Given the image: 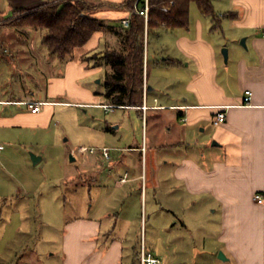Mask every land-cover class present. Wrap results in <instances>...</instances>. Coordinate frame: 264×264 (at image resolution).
<instances>
[{
    "label": "crops",
    "instance_id": "crops-1",
    "mask_svg": "<svg viewBox=\"0 0 264 264\" xmlns=\"http://www.w3.org/2000/svg\"><path fill=\"white\" fill-rule=\"evenodd\" d=\"M87 1L97 5L119 4L125 0ZM217 2H221L222 9L217 16L230 15L223 17L218 26L214 21L198 20L185 29L171 32L158 29L146 36L147 58H150V39H160L162 32L168 35L167 56L159 62L161 52L153 50L152 58L156 69L169 67L172 74L168 80L173 81L174 87L150 85L146 76L150 65H146L145 104L149 109L137 110L145 123L144 145L112 150L114 157L124 150L140 152L143 170L140 178L144 179L142 205H145L143 192L150 188L153 202L161 212L157 217L163 214L169 217L170 227L168 224L163 225L164 229L158 228V240L147 248L162 264H264V207L254 201V195L264 191V0H212L214 7ZM12 5L14 10L16 2ZM37 7L40 6H21ZM130 16L124 10L104 8L92 18L113 23ZM106 39L104 33H96L85 47L75 50L72 61L61 62L62 77L48 80L46 100L0 98V161L7 141L2 133L14 137L21 130H48L52 126L55 111L49 99L69 92L80 101L78 105L89 106L88 101L94 97L82 88L88 86L80 82L93 71L90 62H83V58L94 54L103 57L111 49ZM224 50H227V60ZM177 73L182 77L175 76ZM165 89L167 94L162 93ZM247 90L252 92L251 106H243ZM28 101L48 104L41 113L32 114L24 104ZM221 108L226 109L227 120L216 127L213 119ZM149 131L153 145L151 156ZM160 151L165 153L161 158ZM94 156V166L100 175L106 164L100 160V153ZM115 159L106 169L117 178L115 190H121L130 180L139 177L131 179V172L123 167L121 158ZM94 174H90L94 179L92 186L99 182ZM114 201L119 206L125 203L122 197ZM197 208L201 210L200 216L204 215L199 223L201 248L218 249L216 254L204 250L192 256L189 251L183 234L193 232L198 225L194 219L199 216L193 212L188 217L186 213ZM115 211V206L107 211L105 217L109 224L106 226L102 218L77 219L68 224L62 239V264H140L141 249H126L124 241L115 236L121 217ZM181 211L183 216L179 214ZM161 232L168 234L166 248L160 245ZM220 253L225 255V261L219 259ZM203 254L208 255L199 261Z\"/></svg>",
    "mask_w": 264,
    "mask_h": 264
},
{
    "label": "rangeland",
    "instance_id": "rangeland-1",
    "mask_svg": "<svg viewBox=\"0 0 264 264\" xmlns=\"http://www.w3.org/2000/svg\"><path fill=\"white\" fill-rule=\"evenodd\" d=\"M50 1L54 0H0V98L46 100L48 80L62 77L64 66L42 45L43 32L12 25L16 20V16H12L13 2L20 9L21 6L33 8ZM220 3L217 2L216 7L213 5L216 15L222 10ZM198 20L213 22L212 16L203 15L197 4L192 3L190 23L195 24ZM160 35V39H150V58L146 63L150 66L149 70L146 69V76L150 85L174 87L173 81L168 80L172 74L169 67L162 66L158 70L154 66L153 50L162 53H159V62L167 54L168 35L163 32ZM106 37L111 49H121L118 38ZM90 70L93 73L80 82L88 86L82 88L89 90L94 97L88 101L89 106L78 105L80 101L67 91L65 95L49 99L53 102L55 116L48 130H21L14 137L2 133L7 141H4L6 150L0 161L1 264H62V239L66 226L77 219L91 218L105 219L103 224L106 226L109 221L105 216L111 206H115L121 215L115 236L124 241L126 249H140L143 243L150 249L158 240L157 231L170 222L167 214L157 217L161 212L153 202L150 188L143 192L145 205H142L144 179L140 178L143 172L140 152L124 150L115 157L113 155V158H121L123 167L131 172V179L139 177L130 180L121 190H115L117 178L110 175L107 164L103 165V172L98 175L96 157L79 153L81 147L99 149L107 146L116 150L142 148L144 145L145 123L140 112L134 109L106 112L103 109L104 98L99 95L105 92V78L109 69L106 66L97 67L95 61L91 60ZM178 75L182 77V74H175ZM71 88L72 92H76ZM29 91H33V94ZM167 92V89L162 91L163 94ZM78 96L84 99L83 95ZM169 113H166L167 116ZM197 133L200 135V131ZM150 139L149 131V156L153 150ZM164 154V151H160V158ZM32 155L43 160L34 165ZM71 156L75 162H71ZM151 166L149 157V179ZM90 174L99 179L97 185L92 186L94 179ZM120 197L125 201L122 206L114 203ZM193 212L199 216L194 219L198 225L195 224L192 233L183 234L191 255L204 250L216 254L218 249L201 248L203 240L200 238L199 223L204 215L202 213L200 216L201 210L197 208L196 211L188 210L186 216L190 217ZM179 214L183 216L184 211ZM161 236L163 241L160 245L166 248L168 234L164 232ZM205 255L208 254L199 257V261H204Z\"/></svg>",
    "mask_w": 264,
    "mask_h": 264
},
{
    "label": "trees",
    "instance_id": "trees-1",
    "mask_svg": "<svg viewBox=\"0 0 264 264\" xmlns=\"http://www.w3.org/2000/svg\"><path fill=\"white\" fill-rule=\"evenodd\" d=\"M135 1L96 5L87 0H54L34 9L12 10V16H16L12 25L43 32L42 45L64 63L72 61L75 50L85 47L96 33L118 38L121 49H107L101 58V54L88 55L83 62L92 60L97 67L106 66L109 69L105 78V92L99 95L104 98V105L139 110L144 105L145 86L148 87L145 84L149 46L146 36L158 29L173 31L188 28L192 3L197 4L203 15L212 16L215 26L223 17L230 15L217 16L212 0H153L146 31L144 20L134 13ZM104 8L129 12L130 27L125 29L121 21L107 23L92 18L94 13Z\"/></svg>",
    "mask_w": 264,
    "mask_h": 264
},
{
    "label": "built area",
    "instance_id": "built-area-1",
    "mask_svg": "<svg viewBox=\"0 0 264 264\" xmlns=\"http://www.w3.org/2000/svg\"><path fill=\"white\" fill-rule=\"evenodd\" d=\"M152 2L153 0H136L134 3V13L141 17L146 26V31L148 30V24L150 21V13H151V8H152ZM165 10H167L165 8ZM131 17V16H130ZM130 17L125 18L121 21L122 26L125 29H128L130 27ZM146 86H145V98H146ZM144 98V99H145ZM28 110L32 114H39L43 111L44 107L48 103H41V102H35V101H28L24 103ZM252 105V92L250 90L245 91V97L243 99V106H251ZM103 109H105L106 112H114L118 108L115 106L111 105H105L103 106ZM149 108L145 104L144 100V105L142 107V110L146 112ZM227 120V112L225 108L219 109L217 112L216 116L213 119V125L214 126H220L223 125ZM0 151H1V146H0ZM79 153L84 155L86 153H89L91 155H95L97 153H100V160L104 164H111L114 162L113 154H112V149L104 147L101 149H96V148H86V147H81L79 149ZM254 201L258 205L264 207V191L257 192L254 195ZM140 264H162V260L156 256H154L148 249L145 247L144 243L141 246V252H140Z\"/></svg>",
    "mask_w": 264,
    "mask_h": 264
},
{
    "label": "water",
    "instance_id": "water-1",
    "mask_svg": "<svg viewBox=\"0 0 264 264\" xmlns=\"http://www.w3.org/2000/svg\"><path fill=\"white\" fill-rule=\"evenodd\" d=\"M245 41H243L242 43H244ZM223 54L225 56V59L227 60L228 56H227V50H224L223 51ZM214 145H217L216 143H214ZM41 157H38V156H35V155H32V161H33V164L34 165H37L41 162ZM71 162H75V158L73 156H71ZM219 259L225 261L226 260V257L223 253H220L219 255Z\"/></svg>",
    "mask_w": 264,
    "mask_h": 264
}]
</instances>
